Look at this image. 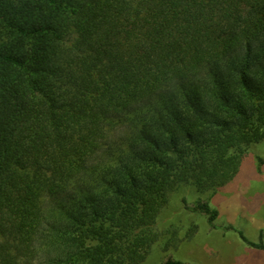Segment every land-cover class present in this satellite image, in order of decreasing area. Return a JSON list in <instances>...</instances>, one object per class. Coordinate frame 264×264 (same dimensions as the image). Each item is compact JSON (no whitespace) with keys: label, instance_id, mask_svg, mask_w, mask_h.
<instances>
[{"label":"trees","instance_id":"16d2710c","mask_svg":"<svg viewBox=\"0 0 264 264\" xmlns=\"http://www.w3.org/2000/svg\"><path fill=\"white\" fill-rule=\"evenodd\" d=\"M263 140L264 0H0V264H143Z\"/></svg>","mask_w":264,"mask_h":264},{"label":"rangeland","instance_id":"374dc122","mask_svg":"<svg viewBox=\"0 0 264 264\" xmlns=\"http://www.w3.org/2000/svg\"><path fill=\"white\" fill-rule=\"evenodd\" d=\"M259 158L264 160V140L249 148L236 176L214 194L198 193L190 187L173 193L160 215L159 223L165 224L162 228L165 233L143 264H162L168 259L186 264H229L232 256L224 245L228 237H221L233 231L227 227L241 230L245 235L257 234L259 230L264 233V164L258 166ZM183 202L190 206L207 202L217 212L213 223L216 227H210L206 215L186 211ZM249 215L253 219L247 220ZM257 216L261 218L258 221L254 219ZM256 254L259 255H249L247 264H256L254 261L260 264L261 253Z\"/></svg>","mask_w":264,"mask_h":264},{"label":"crops","instance_id":"0c3cea01","mask_svg":"<svg viewBox=\"0 0 264 264\" xmlns=\"http://www.w3.org/2000/svg\"><path fill=\"white\" fill-rule=\"evenodd\" d=\"M253 219L250 215L248 216L247 220ZM254 219H256L257 221L260 220V217H254ZM243 232V231H242ZM260 232H263L262 230H259V232L257 234H251V235H245V233L243 232L244 236L251 242L253 243H257L259 240V236H260ZM264 234V233H263ZM222 239L228 237V239H226L224 242L227 248V251L231 254L232 256V260L229 264H247L249 263V261L247 260L249 255H251V253L253 254L252 257H254L255 255H259L256 254L261 253L259 256V261L260 264H264V256L262 253H264V251L261 250H257L252 248V250H248V245H246L243 241H241V239L239 238L238 234L234 231L228 232L226 234H221ZM251 248V247H250ZM256 264L257 262L254 261Z\"/></svg>","mask_w":264,"mask_h":264}]
</instances>
